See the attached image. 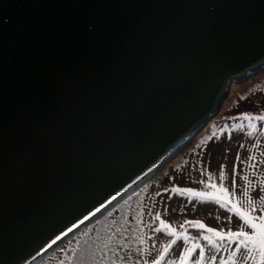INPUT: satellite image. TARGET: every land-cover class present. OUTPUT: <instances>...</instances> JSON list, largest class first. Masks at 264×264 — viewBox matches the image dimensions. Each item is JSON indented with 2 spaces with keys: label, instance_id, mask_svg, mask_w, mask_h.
I'll return each mask as SVG.
<instances>
[{
  "label": "water",
  "instance_id": "1",
  "mask_svg": "<svg viewBox=\"0 0 264 264\" xmlns=\"http://www.w3.org/2000/svg\"><path fill=\"white\" fill-rule=\"evenodd\" d=\"M262 70L264 0H0V264L106 212ZM37 103L41 132L21 119Z\"/></svg>",
  "mask_w": 264,
  "mask_h": 264
},
{
  "label": "rangeland",
  "instance_id": "2",
  "mask_svg": "<svg viewBox=\"0 0 264 264\" xmlns=\"http://www.w3.org/2000/svg\"><path fill=\"white\" fill-rule=\"evenodd\" d=\"M263 100L264 70L247 77L242 82L232 83L218 113L211 117L193 136V139L180 148L157 174L120 199L112 208L116 207L123 210L127 209L130 205L136 210H146L148 208L149 212L152 211L154 216L156 212H160V218L169 221L174 226L183 223L185 219H199L210 227L223 228L225 230L231 228L235 231L242 224V221L239 220V217L235 213L229 212L227 208L217 204L213 200L201 201L196 197L189 199L184 193L176 192L173 186L199 189L203 187L199 183L200 180L207 179L210 173L215 182L219 183V174L221 166H223L225 186L234 191L236 198L240 199L241 202L244 200L243 193L247 187L249 198L255 201L258 210L262 198L260 180H255L258 176L252 174L247 176L243 173L244 164L250 160L252 154H259L256 156L258 161H263L264 133L256 131L249 136L247 132V120L241 117L239 113L246 112L248 109H260L262 107L261 101ZM258 127H264V124L258 122ZM253 144H256V147H253ZM245 158L247 159L246 162L243 160ZM259 167H261L259 169L263 170V172L260 171V174H263L264 164ZM245 176L248 177L247 181L244 180ZM233 178L235 179L234 185L232 183ZM165 188L168 189L167 192L162 191ZM122 201H124V204L118 205ZM112 208L106 213H111L112 211H109ZM116 208L113 210H116ZM107 214H103L104 216L101 215L93 220L96 221L102 218L99 221L102 223L98 228H103L107 225L108 222L104 219ZM157 223L158 221L155 222V224ZM83 228L63 240L34 264H63L66 261V255L70 253L68 251L69 247L74 245L73 239L75 240L77 237L78 241L79 237L76 235L81 233ZM185 230L191 236L197 238H199V234L202 231V229L191 225H187ZM203 231H206V229ZM152 235L151 240L147 243V258L149 260L155 258L161 247V242H166L171 238L163 230L154 232ZM153 239L157 242L154 246L151 243ZM200 243L205 246L206 256L220 254L211 249L207 242L202 239H200ZM232 246H235V241L232 242ZM60 247H64L62 251H60ZM183 247V241L178 240L171 246L163 261L172 257H179V253ZM136 249L134 257H136ZM221 252H223V249H221ZM125 255L127 258L129 253L127 252ZM198 256L199 249L193 252L189 259L198 258Z\"/></svg>",
  "mask_w": 264,
  "mask_h": 264
},
{
  "label": "snow or ice",
  "instance_id": "3",
  "mask_svg": "<svg viewBox=\"0 0 264 264\" xmlns=\"http://www.w3.org/2000/svg\"><path fill=\"white\" fill-rule=\"evenodd\" d=\"M156 26L155 21L147 20L142 21L138 24V28L141 31H148ZM73 83L71 80L67 81L64 85L65 95L70 96L72 93ZM239 115L247 120V132L251 136L254 132L260 131L264 133V127H258V122L264 123V111L258 113L253 112H241ZM21 119L25 120L34 131L41 132L43 130L44 121L46 119L45 113L40 103L34 105L29 111L22 114ZM242 126V125H240ZM10 134V129L4 122V118L0 116V147H2ZM258 143V142H257ZM256 147V144H253ZM139 179V177H137ZM225 172L223 166L219 174V183L215 182L211 173L207 179L200 180V184L203 185L201 188L193 187H174L176 192L184 193L189 199L196 197L197 199L213 200L217 204L228 209L229 212L235 213L242 224L233 231L231 228L227 230L223 228L210 227L203 223L199 219H185L183 223L178 226H174L169 221L160 218V212H156L154 218L158 221L155 228L149 230L148 233H144L142 222L137 230L133 231V236H136V241L141 247L136 249V258L132 257L131 252L127 258H117L116 253H122L123 250L129 249L128 243L121 240L120 243L122 248L118 247L113 252V258L111 264H161L165 259L166 253L169 251L171 246L178 240H182L184 247L179 253L178 258L168 259L167 264H193V261L189 258L193 252L199 249V256L195 260L194 264H215L217 258H219V264H264V198H261L260 207L257 210L255 201L249 198L247 187L244 190V200L241 202L240 199L236 198V194L229 187L225 186ZM244 180L247 181L248 177L245 176ZM235 184V179L232 181ZM260 189L264 191V174H262L260 180ZM123 191V188H121ZM167 192L168 189H162ZM99 203V202H98ZM107 203V198L104 203L100 204V208H104V204ZM87 216H92L93 212L97 209L95 205L92 206L91 210H86ZM259 213V214H258ZM83 215V213L81 214ZM87 219V217H85ZM230 219V218H229ZM80 220L77 218L76 222L72 224L75 228ZM187 225L198 227L202 229L199 234V238L191 236L185 230ZM67 228V226H65ZM206 229V231H203ZM247 229V230H246ZM163 230L170 235V239L166 242H161V247L154 259L147 258V243L146 235L150 236L154 232ZM64 232H60V236H63ZM59 239V237H57ZM111 239V237H109ZM200 239L207 242L211 249L215 250L216 253H220L219 257L215 254L206 256L205 246L200 243ZM235 241V246H232V242ZM154 246L157 242L153 239L151 241ZM47 245L45 244V247ZM223 249V252H221ZM241 250L242 254H241ZM43 251V248H41ZM104 252H108V248L103 249Z\"/></svg>",
  "mask_w": 264,
  "mask_h": 264
},
{
  "label": "trees",
  "instance_id": "4",
  "mask_svg": "<svg viewBox=\"0 0 264 264\" xmlns=\"http://www.w3.org/2000/svg\"><path fill=\"white\" fill-rule=\"evenodd\" d=\"M259 88L261 87L259 86ZM261 105L262 107L260 109L259 108H256V110L248 109L246 111L253 113L264 111V100L261 101ZM258 155L259 154L257 153H255V155L252 154L250 156L251 157L250 160H248L247 162H246L247 160L246 158L243 159L246 162V163L244 162L245 164H244L243 174H246L247 176H250L251 174L258 176V178L255 179L257 181L261 180L262 177L260 171L263 172V170L259 169L261 168L259 166L264 164V158H262L263 161L259 162L256 157ZM238 183L240 182L238 181ZM261 192H262L261 197L263 198L264 191ZM124 201H122L123 203L121 202L122 204L119 203L118 205H123ZM115 208H112L109 211V212L112 211L111 213L109 212H108L109 214L105 213L107 215L104 219L108 222L106 226H104L103 228H98V226H100L102 223L99 222L102 219L101 218L96 221H93L88 226L84 227L82 232L76 235L79 237L78 241H77V237L75 240L73 239L74 245L69 247L68 251H70V253L66 255V261H64L63 264H111V260L113 258V252L115 251V249L118 247L122 248V245L120 243L121 240L128 243L129 249L123 250L122 253L119 252L116 253V257L126 258L125 254L127 252L129 253L130 251L132 257L136 258L134 257L132 251H135V248L141 246L135 243L137 238L136 236H133L132 233L134 230H137L141 226L139 222H142L144 233H148L151 228H155L156 221L152 219L154 218V215L152 211L149 212L148 208L146 210L143 209L136 210L134 209V207H131V205L127 209H123V210L120 208H116V210H113ZM152 236L153 235L150 236L146 235V240L149 242ZM109 237H111V239H109ZM64 247H60V251H62ZM105 247L108 248V252L103 251ZM215 255L219 257L220 254H215ZM172 258H178V257H172ZM196 259L197 258L190 260H192L194 264ZM167 261L168 259L161 262V264H167ZM215 264H219V258H217Z\"/></svg>",
  "mask_w": 264,
  "mask_h": 264
},
{
  "label": "bare ground",
  "instance_id": "5",
  "mask_svg": "<svg viewBox=\"0 0 264 264\" xmlns=\"http://www.w3.org/2000/svg\"><path fill=\"white\" fill-rule=\"evenodd\" d=\"M231 85H232V84H231ZM231 85H230V86H231ZM152 172H153V171H151V170L145 172L141 177H139L138 180H136L137 182L135 181L136 183H135L134 185H132V186H131L129 189H127L124 193H121V194L119 195L118 198H121V197L125 196L126 194H128V193L130 192V190H133L137 184H139L140 182L144 181L147 177H149V176L152 174ZM51 250H52V248H49V249H45V250L39 252V254H38V255H37L32 261L28 262L27 264H34V263L37 262L40 258H42L44 255H46V253H49Z\"/></svg>",
  "mask_w": 264,
  "mask_h": 264
}]
</instances>
